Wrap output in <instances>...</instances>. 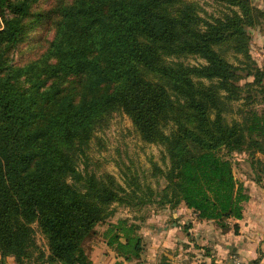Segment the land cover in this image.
I'll return each instance as SVG.
<instances>
[{
    "label": "trees",
    "instance_id": "obj_1",
    "mask_svg": "<svg viewBox=\"0 0 264 264\" xmlns=\"http://www.w3.org/2000/svg\"><path fill=\"white\" fill-rule=\"evenodd\" d=\"M38 1L0 0V264H95L84 240L103 224L118 256L140 259L141 223L108 221L115 203H185L224 229L242 219L250 194L233 159L244 154L250 177H264V110L226 114L233 102L264 101V73L221 49L251 58L248 28L262 14L253 0H215L232 10L211 19L188 0H58L35 11ZM45 24L54 29L46 51L15 63V49ZM240 70L254 80L240 83ZM116 112L164 147L169 163L152 173L163 186L88 169L90 142Z\"/></svg>",
    "mask_w": 264,
    "mask_h": 264
},
{
    "label": "rangeland",
    "instance_id": "obj_2",
    "mask_svg": "<svg viewBox=\"0 0 264 264\" xmlns=\"http://www.w3.org/2000/svg\"><path fill=\"white\" fill-rule=\"evenodd\" d=\"M58 0H40L36 3L35 11L51 8ZM197 4L200 14L208 19L214 17H222L226 13L231 12V7L225 3L215 0H188ZM253 5L260 9L261 17L259 23L255 27L248 28L250 35V54L251 58L246 59L242 53L238 54L232 50H221L230 62L240 67H245L246 64L251 67H258L264 73V0H253ZM2 25L0 18V26ZM54 29L51 25L45 24L39 26L35 31L20 43L12 54L14 62L24 64L32 59L38 58L46 51L49 41L53 38ZM187 63L199 64L205 61L199 57L189 56L183 58ZM252 68V69H253ZM242 75L241 82L244 84L247 81H253L254 77H247V70L239 71ZM264 83V78H263ZM259 96L256 102L249 104L244 103V100L233 102V110L226 114L228 121L241 120L245 113L251 109H256L260 112L264 110V101ZM169 128L166 127V130ZM89 159L87 161L88 169L96 172L98 175L104 173L113 174L118 181L126 185V181L135 178L142 184H148L155 189L165 184L161 177L152 176L153 164L157 163L162 168H166L169 163L166 157L165 149L157 143L145 142L141 135L136 131L129 116L124 112H116L110 121L109 125L95 133L88 150ZM263 157V156H262ZM85 160L80 163V169H84ZM235 175L238 179L244 180L253 175L251 166L247 161V157L236 155L233 159ZM115 213L108 221H118L119 219L128 218L131 221L144 224L140 219L148 216V211L157 208L156 205H147L143 207H132L126 204L115 203ZM159 208V206H158ZM144 217V218H145ZM144 226V225H143ZM36 240L41 250L48 252L47 240L37 225ZM107 224L98 225L96 230L84 240V247L90 255L93 262H102L105 258L111 255L107 252V247L103 245L102 233L105 231ZM105 243V242H104ZM9 264H16L14 257H7ZM94 262V263H95ZM109 264L112 261L109 260Z\"/></svg>",
    "mask_w": 264,
    "mask_h": 264
},
{
    "label": "crops",
    "instance_id": "obj_3",
    "mask_svg": "<svg viewBox=\"0 0 264 264\" xmlns=\"http://www.w3.org/2000/svg\"><path fill=\"white\" fill-rule=\"evenodd\" d=\"M250 199L240 220H228V228L212 220L198 219L185 203L148 211L139 234L144 239L140 259L127 260L103 245L111 255L95 264H264V177L243 180ZM138 223V222H137ZM238 225L237 229L234 225Z\"/></svg>",
    "mask_w": 264,
    "mask_h": 264
},
{
    "label": "built area",
    "instance_id": "obj_4",
    "mask_svg": "<svg viewBox=\"0 0 264 264\" xmlns=\"http://www.w3.org/2000/svg\"><path fill=\"white\" fill-rule=\"evenodd\" d=\"M237 264H241L239 261H236Z\"/></svg>",
    "mask_w": 264,
    "mask_h": 264
}]
</instances>
